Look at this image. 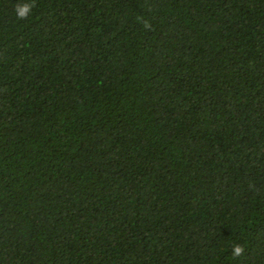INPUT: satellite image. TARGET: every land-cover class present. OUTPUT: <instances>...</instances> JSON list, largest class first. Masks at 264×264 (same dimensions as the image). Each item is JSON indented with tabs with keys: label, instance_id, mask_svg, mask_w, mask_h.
<instances>
[{
	"label": "trees",
	"instance_id": "1",
	"mask_svg": "<svg viewBox=\"0 0 264 264\" xmlns=\"http://www.w3.org/2000/svg\"><path fill=\"white\" fill-rule=\"evenodd\" d=\"M0 264H264V0H0Z\"/></svg>",
	"mask_w": 264,
	"mask_h": 264
},
{
	"label": "clouds",
	"instance_id": "2",
	"mask_svg": "<svg viewBox=\"0 0 264 264\" xmlns=\"http://www.w3.org/2000/svg\"><path fill=\"white\" fill-rule=\"evenodd\" d=\"M34 6H35L34 3L18 4L15 9L17 18L20 20L27 19ZM243 252H244V248L242 245L240 244L233 245V256L234 257H239L240 255L243 254Z\"/></svg>",
	"mask_w": 264,
	"mask_h": 264
}]
</instances>
